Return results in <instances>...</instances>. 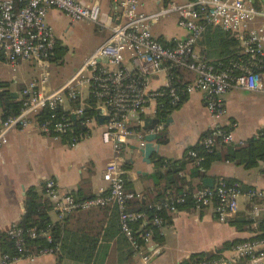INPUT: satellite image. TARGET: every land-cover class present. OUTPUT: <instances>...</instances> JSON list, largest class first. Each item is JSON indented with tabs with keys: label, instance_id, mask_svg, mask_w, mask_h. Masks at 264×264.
<instances>
[{
	"label": "built area",
	"instance_id": "1",
	"mask_svg": "<svg viewBox=\"0 0 264 264\" xmlns=\"http://www.w3.org/2000/svg\"><path fill=\"white\" fill-rule=\"evenodd\" d=\"M114 14L104 27L108 38L88 57L78 70L58 89L47 90L48 74L29 83L19 93L21 109L16 116H0V150L8 143L13 131L37 128L42 135L53 139L70 137V147L90 136L91 126L98 121L84 118V104L78 89L89 87V95L97 102V110L106 118L102 124L101 141L113 150L102 175L106 189L89 198H78L60 191L53 180L43 184V194L52 210L63 218L71 213L116 207L119 211L120 232L133 250L134 257L143 264L160 254L154 241V230L133 231L132 225L146 223L160 231L164 227L161 217L148 218L145 212H128V203L143 198L127 191L121 168L123 147L132 135L130 124L144 113L150 101L158 104V111L175 107L194 92L205 97L206 110L216 121L226 116L224 96L231 90L264 95V2L258 0H185L168 2L158 13L140 12L139 0H111ZM50 10L64 14L72 22L100 24L101 7L98 3L84 4L77 0H0V57L15 69L19 62L35 63L46 68L54 56L56 38L46 21ZM177 15V25L187 32L184 40L164 46L152 34V26L160 18ZM211 27L229 32L236 38L242 58L215 69L195 53L197 43L205 29ZM129 63L132 71L124 67ZM164 73L163 88L151 91L149 79ZM181 73L191 75L182 80ZM74 102L79 106L74 107ZM61 113L59 114L58 112ZM44 119L40 120V118ZM97 115V114H96ZM96 117V116H95ZM84 129L74 134V125ZM99 124V123H98ZM234 127L232 125L231 129ZM264 138V128L256 135ZM237 141L232 130L216 124L204 135L199 145L211 154L217 147H231ZM140 137V146L143 147ZM188 156L194 166L203 161L195 152ZM240 182L228 184L219 180L212 188H201L189 195H168L163 202L151 206L157 212L176 214L185 206L197 212L211 210L217 222L229 223L241 208L250 210L253 231L264 219V189L245 190ZM264 221V220H263ZM264 233V223H263ZM13 243L14 254H2L1 264L20 261L33 262L46 255H56L59 244L48 231L23 230L12 225L6 231ZM44 238L48 247L33 252L27 240ZM264 264V237L244 241L230 249V255L220 254L213 259L180 264Z\"/></svg>",
	"mask_w": 264,
	"mask_h": 264
},
{
	"label": "crops",
	"instance_id": "2",
	"mask_svg": "<svg viewBox=\"0 0 264 264\" xmlns=\"http://www.w3.org/2000/svg\"><path fill=\"white\" fill-rule=\"evenodd\" d=\"M77 1L87 5L98 3L101 7L100 24H93L100 32L95 38L93 50L87 56V60L108 38L109 32L104 25L108 17L114 14V9L111 0ZM183 1L185 0H139L140 12L153 15L160 12L168 2L182 3ZM62 15L67 19L68 24L61 25L57 20V17ZM62 15L56 10H50L46 21L52 31L59 27L63 38L68 41L74 33L75 26L73 24L75 23L64 14ZM165 17H173L174 19L156 25L164 18L162 17L155 22L151 29L154 37L164 46H171L177 41L184 40L187 32L172 31L171 25H169V21L177 24V15ZM78 23L89 24L88 22ZM56 41L61 45L60 39L56 38ZM63 44L68 51V45ZM202 49L200 45H197L195 53L205 59L201 55ZM70 58L73 59L72 56ZM0 60L9 67L1 57ZM21 63H27L31 68H38L40 74L20 84H17L16 79L13 78L16 85L13 92L10 90V83L2 81L0 78V83H7V90L16 93L18 99L19 93L24 87L32 81L38 80L44 73L48 74V69L50 70L56 62L50 61L47 69L35 63L19 62L15 69L9 67L11 72L14 73ZM124 67L132 71L128 62L124 64ZM181 76L183 81H185L186 76L189 80L192 78L186 73H181ZM148 83L151 91L160 90L166 83V75L159 73L150 78ZM49 84L50 75L48 74V91H54L63 85L49 90ZM88 97L89 94L86 98L81 97V103H84ZM158 104L155 101H150L147 110L131 121L132 135L123 147L121 154V168L126 164L130 165L129 170L122 168L125 189L143 197L155 188H162L166 185V178L155 177V157L170 161L183 159L188 155L190 149L198 145L202 137L216 124L232 130L237 141L234 146H239L246 140L255 137L264 128V95L260 94L241 90L228 92L224 96L226 116L220 121L214 120L209 115L206 110L205 97L199 92L187 95L180 104L172 108L164 122L158 117ZM154 120L161 121L155 141L159 145V150L151 156L150 163H146L139 153V149L142 148L140 137L144 142V137L152 133V131L146 130V124L150 125ZM232 125L234 127L231 129ZM102 130L103 126L98 123L91 126L90 136L74 147H70L63 139H53L42 135L35 127L24 131H13L8 135L7 145L0 150V233H5L9 227L20 221L25 212V196L30 188H34L42 199L47 200L42 194V186L47 180H53L63 193L72 194L78 198L93 197L100 190L107 188L102 175L106 163L113 157V150L110 146L102 143ZM159 136H163L166 142L160 143ZM226 148L228 147H218L215 151V157L222 158ZM188 169L193 170V164L188 165L186 170L180 173V176L187 180H189L186 173ZM163 170L165 171L166 168ZM205 175L204 178H211L214 184L222 178H227L236 180L247 187L264 189V162L259 163L257 168L247 170L243 166L218 160L209 166ZM202 180L200 181L201 184ZM191 182L197 184L199 179H193ZM167 214L170 216V223L165 222L164 227L160 230L161 241L159 244L157 243L160 254L152 258L148 264H180L192 255L212 253L225 243L246 240L253 236L252 231L249 232L246 228L243 231L237 230L230 224L231 222L226 224L217 222L210 209L197 212L191 207H185L176 214ZM240 214L243 217L246 216L248 214L246 208H241L237 215ZM49 216L53 224L60 223L67 231L69 243L76 242L77 244V240L83 235L86 237L98 235L96 236L99 237L98 246L92 264H121V256L127 247L120 243L117 238L102 239L108 217L103 209L74 212L63 218H59L57 214L54 219L51 218L50 214ZM63 236L61 234V237ZM221 254L229 256L230 248L225 249ZM1 256L0 250V264ZM138 259L133 257V264H136ZM154 260L155 262H152ZM72 262L79 263L64 255L60 257V254H56L38 257L33 262L20 261L13 264H73ZM141 264L143 263L141 262Z\"/></svg>",
	"mask_w": 264,
	"mask_h": 264
},
{
	"label": "trees",
	"instance_id": "3",
	"mask_svg": "<svg viewBox=\"0 0 264 264\" xmlns=\"http://www.w3.org/2000/svg\"><path fill=\"white\" fill-rule=\"evenodd\" d=\"M197 45H200L202 49V56L205 57V60L212 65L215 69H222L226 67L230 61H235L238 58H242V54L240 52L239 44L234 37L229 32H224L219 29H213L211 27H207L202 38L199 40ZM66 52L65 48H62L59 42H56L54 56L51 61H56L61 58V56ZM7 83H0V92L3 95L0 96V112L2 119H6L11 116H16L21 109V101L17 98L11 97V93L7 90ZM167 100H164V104L166 105L164 108L159 110L158 117L161 121H165L167 114L172 110L173 107L167 106ZM79 102H74V107L79 106ZM84 118L85 119H94L97 114V100L89 95V97L84 101ZM59 114L61 113L58 112ZM40 118V120L44 119ZM74 134H79L83 132L84 129L79 126V121H76L74 125ZM227 129V128H226ZM70 137H63L62 139L66 141L67 144L70 143ZM159 142L165 143L166 140L162 136H159ZM217 147L211 154L205 152V150L198 144L190 149L191 152H195L198 157L202 158L203 161L199 166H194V159L185 156L181 160H165L160 157H155V177L166 178V185L162 188H155L153 191L148 192L144 197L140 200L132 201L128 203L127 211L128 212H145L148 215V218H152L154 215L161 217L166 223H170V216L166 211L157 212L151 206H155L164 201L166 196H187L192 191H196L202 188L201 180L204 179L205 171L209 168V166L215 161H224L235 164L237 166H243L245 169L250 170L253 168H257L259 163L264 162V138L260 136L252 137L246 140L239 146L228 147L226 148L225 153L222 158L215 157V151ZM189 151V152H190ZM193 164L194 169H188L186 173L188 174L189 180L185 177L180 176V173H183L187 166ZM124 170H129L130 165L126 164L122 167ZM166 168L164 171L163 169ZM163 170V172H162ZM193 179H199V183L193 184L191 181ZM224 182L228 184L236 183L238 181L222 178ZM156 187V186H154ZM245 190L251 189V187H247L244 185ZM43 194V188H42ZM44 195V194H43ZM80 197V196H79ZM92 197V196H91ZM190 207V206H185ZM182 207L180 209H183ZM24 209L25 212L22 215L20 221L17 223V226L22 228L23 230L35 229L38 233L48 231L52 236V239L55 243L59 244V251L57 254H60V257L63 255L73 261L84 263V264H92L93 257L96 252L98 246L99 237L91 236L86 237L83 235L76 242H68L67 231L60 223L53 224L50 220L49 213L52 211V208L49 204L48 200H44L39 196V193L34 189L30 188L25 196L24 200ZM106 214H108L107 221L105 223V228L103 229L102 239H114L117 238L120 243L125 244L127 250L121 256V264H133L132 258L134 257V253L126 238L120 232V222H119V211L116 207L105 208L103 209ZM246 216L244 215H236L230 222V224L236 227L237 230L243 231L244 228L253 232V236L246 240H236L233 242L225 243L222 247L217 248L212 253H201L192 255L189 260H202V259H213L216 256H219L221 252L225 249L233 248L234 246L244 242V241H252L256 239H260L264 237L263 233V223L264 219L258 223L257 231H253L254 221L251 217V212L247 209ZM141 230H154V241L156 243H160L161 236L160 231L158 229L151 227L150 225L143 223H136L132 225L133 231ZM61 234L64 235L61 237ZM28 247L33 252H38L39 250L48 247L44 238H38L35 240H27ZM0 250L2 254L13 255L14 248L13 243L10 238L5 233H0ZM247 260L241 261L239 264H246Z\"/></svg>",
	"mask_w": 264,
	"mask_h": 264
},
{
	"label": "rangeland",
	"instance_id": "4",
	"mask_svg": "<svg viewBox=\"0 0 264 264\" xmlns=\"http://www.w3.org/2000/svg\"><path fill=\"white\" fill-rule=\"evenodd\" d=\"M107 1V0H105ZM260 3V0H258V4ZM62 15V13H60ZM169 19H174L173 17H164L162 18L158 24L167 21ZM57 20L63 24H68L67 19L62 15L58 16ZM70 20V19H69ZM73 24L75 26L74 33L71 35V38L66 41V38H63L62 31L59 27L55 28L53 31L55 38L60 39L61 47L66 49V52L61 56V58L54 63V65L51 67V69H48V74L50 75V84L48 89L53 90L57 88L59 85L66 82L74 73L75 70H78L79 67L84 63L87 56L92 52L95 38L99 34V30L93 25V24H79L78 22H74ZM169 25H171V30H182L179 28L173 21H169ZM66 43L68 45V51L67 47L63 44ZM73 57L71 59L70 57ZM43 71L41 72V74ZM40 74V70L37 68H31L28 66L27 63H21L16 71L13 73L9 69V67L0 60V78L2 81L9 82L11 87L10 90L13 92L16 89L15 81H13V78L16 79V83L20 84L21 82H26L31 79V77L38 76ZM80 95L82 98H86V96L89 94V87L88 86H82L78 89ZM51 218H56V213L52 210L50 213ZM136 264H141V261L138 259L136 260ZM152 262H155L152 261ZM75 264V262H72ZM81 264V263H76ZM84 264V263H83ZM112 264V263H110Z\"/></svg>",
	"mask_w": 264,
	"mask_h": 264
},
{
	"label": "water",
	"instance_id": "5",
	"mask_svg": "<svg viewBox=\"0 0 264 264\" xmlns=\"http://www.w3.org/2000/svg\"><path fill=\"white\" fill-rule=\"evenodd\" d=\"M261 2H264V0H260ZM254 3L255 0H252ZM3 95L2 92H0V96ZM11 97L17 99L18 95L16 93H11ZM95 119L98 121L99 125H102L104 120L106 118L103 117V111L97 110V115ZM161 124V121L154 120L150 125L148 123L146 124V130L148 132L152 131V133H149L144 137V144L141 149H139V153L141 154L143 161L146 163H150V158L153 154L157 153L159 150V145L155 143L157 134H158V127ZM202 185L205 188H212L214 186V181L211 178H204L202 180Z\"/></svg>",
	"mask_w": 264,
	"mask_h": 264
}]
</instances>
